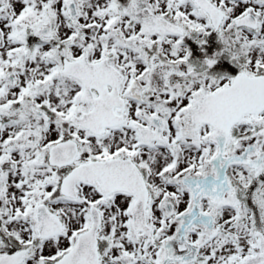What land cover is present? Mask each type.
Segmentation results:
<instances>
[{"label": "snow or ice", "instance_id": "snow-or-ice-1", "mask_svg": "<svg viewBox=\"0 0 264 264\" xmlns=\"http://www.w3.org/2000/svg\"><path fill=\"white\" fill-rule=\"evenodd\" d=\"M0 264H264V0H0Z\"/></svg>", "mask_w": 264, "mask_h": 264}]
</instances>
